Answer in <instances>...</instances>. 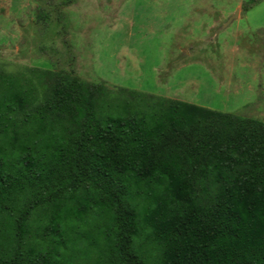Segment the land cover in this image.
<instances>
[{"label":"trees","instance_id":"1","mask_svg":"<svg viewBox=\"0 0 264 264\" xmlns=\"http://www.w3.org/2000/svg\"><path fill=\"white\" fill-rule=\"evenodd\" d=\"M0 264H264V122L0 70Z\"/></svg>","mask_w":264,"mask_h":264},{"label":"rangeland","instance_id":"2","mask_svg":"<svg viewBox=\"0 0 264 264\" xmlns=\"http://www.w3.org/2000/svg\"><path fill=\"white\" fill-rule=\"evenodd\" d=\"M61 2L0 0V70L72 73L264 122V0Z\"/></svg>","mask_w":264,"mask_h":264},{"label":"water","instance_id":"3","mask_svg":"<svg viewBox=\"0 0 264 264\" xmlns=\"http://www.w3.org/2000/svg\"><path fill=\"white\" fill-rule=\"evenodd\" d=\"M235 17V16H234ZM231 20V19H230Z\"/></svg>","mask_w":264,"mask_h":264}]
</instances>
